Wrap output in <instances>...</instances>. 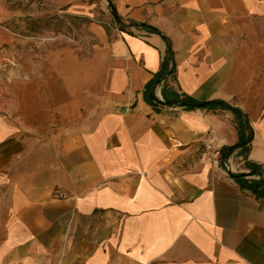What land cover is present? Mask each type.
<instances>
[{"label": "crops", "instance_id": "crops-1", "mask_svg": "<svg viewBox=\"0 0 264 264\" xmlns=\"http://www.w3.org/2000/svg\"><path fill=\"white\" fill-rule=\"evenodd\" d=\"M114 5L160 35L90 23L89 54L19 55L0 87V264H264V197L231 179L250 173L238 150L213 163L235 116L155 110L146 91L170 48L168 88L238 109L264 165V0ZM13 41L0 27V63Z\"/></svg>", "mask_w": 264, "mask_h": 264}, {"label": "rangeland", "instance_id": "rangeland-1", "mask_svg": "<svg viewBox=\"0 0 264 264\" xmlns=\"http://www.w3.org/2000/svg\"><path fill=\"white\" fill-rule=\"evenodd\" d=\"M81 2L0 0V27L7 30L14 40L9 45L5 62L0 63V87L9 80L13 81V77L17 79L19 55L32 60L40 52L65 47L77 48L80 54H89L95 41L87 26L105 23L103 16L108 8L105 0H92L91 5H87L88 0ZM74 7L84 8L85 13L72 15L70 10Z\"/></svg>", "mask_w": 264, "mask_h": 264}, {"label": "trees", "instance_id": "trees-1", "mask_svg": "<svg viewBox=\"0 0 264 264\" xmlns=\"http://www.w3.org/2000/svg\"><path fill=\"white\" fill-rule=\"evenodd\" d=\"M86 1V0H85ZM92 0H88L87 5H91ZM107 2V8L109 16H103V22L113 23L117 27L119 32H127L130 28H141L153 34H158L153 28L145 25H138L134 22L124 23L117 15L114 1L105 0ZM82 0L81 3H83ZM34 33V31H32ZM37 33V32H36ZM170 64L172 67L170 68ZM174 73L172 52L169 48L166 56H164L159 73L155 76L154 80L147 86L146 91H151V96L148 97V103L157 110L158 107H179L185 111H193L197 109L207 111H229L235 116V125L239 133V144L234 147L223 148L219 151V166L224 168L226 161L236 150L239 151V155L243 158L244 165L250 171L249 174H231L230 177L241 191L250 193L255 199H261L264 197V165H257L248 162L247 155L249 152L250 140L252 133L249 128L248 122L243 114L236 108L230 107L228 104L222 101L212 102H197L194 99L176 94L170 90L166 84V81ZM160 88L162 101L157 99L154 95V91Z\"/></svg>", "mask_w": 264, "mask_h": 264}, {"label": "built area", "instance_id": "built-area-1", "mask_svg": "<svg viewBox=\"0 0 264 264\" xmlns=\"http://www.w3.org/2000/svg\"><path fill=\"white\" fill-rule=\"evenodd\" d=\"M208 148V147H207ZM214 165H219V159L218 158H216V155L214 156ZM225 170H228V167L225 165Z\"/></svg>", "mask_w": 264, "mask_h": 264}]
</instances>
